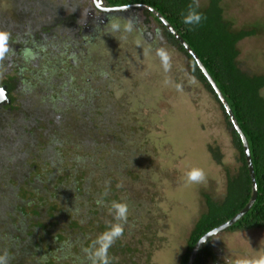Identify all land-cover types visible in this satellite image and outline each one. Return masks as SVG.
I'll list each match as a JSON object with an SVG mask.
<instances>
[{
    "label": "rangeland",
    "instance_id": "374dc122",
    "mask_svg": "<svg viewBox=\"0 0 264 264\" xmlns=\"http://www.w3.org/2000/svg\"><path fill=\"white\" fill-rule=\"evenodd\" d=\"M63 1L53 18L56 23L52 25H57L53 33L45 34L39 27L31 38V47L38 50L31 71L41 69L37 63L43 59L39 53L46 42L53 54L42 69H48V65L54 63L58 52L56 75H73L66 82L79 90L84 98L81 103L88 97L103 100L101 108L104 117L108 118L106 123L100 124V115L94 112L90 115L94 122L85 126L81 121L82 126L78 127L107 126L108 134L100 129L91 131L90 143L85 137L87 148L74 147L69 139L58 142V147L47 153L54 166L60 162L57 180H46L51 168L47 159L43 163L35 157L31 163H35V167L28 166L29 174L26 172L25 176L29 175L31 182L25 189H44L42 194H30L28 198L31 208L46 199L40 221L48 225L62 218L67 204L60 195L53 196L57 191L54 187L59 188L60 194L70 191V184L79 188L82 216H87L89 210L97 212V217L79 222L85 234L76 243H65L63 250L70 251V255L59 250L61 242H52L49 238L45 239L47 242H43L39 252L61 254L59 258L52 257L49 264H90L88 259H83L86 255L83 249L106 229L109 222H113L110 202L117 200L128 204L129 216L123 237L116 241L123 249L109 253L114 258L112 264H180L188 234L205 209V195L221 201L227 192L226 172L234 171L238 165L221 109L212 95L188 73L183 55L162 38L157 22L151 18L145 20L146 17L141 15L140 23L135 24L131 33H111L106 24L108 18L91 9V0ZM206 1L200 0V3ZM34 4L36 10L37 6H42L38 0H34ZM228 4L225 18L231 20L235 28L254 23L261 26L260 35L239 42L238 60L245 70L264 72V0H228ZM11 9L14 10L8 0H0V13L14 19L8 24L0 21V27L18 29L22 37L26 26L15 19ZM49 10L50 6L45 5L46 18L31 13L22 22L32 27L30 25L37 24L38 19L40 22L50 19ZM63 14L66 19H61ZM14 44L19 47L18 41ZM79 47L88 53L90 62L78 60ZM157 47H165L171 54L172 67L167 73L155 55ZM11 72L12 67L2 74ZM31 81L29 78L27 83ZM262 94L264 96V88ZM41 97L44 96L36 94L33 101L37 102ZM81 103L73 106L86 114L88 110ZM33 115L38 117L39 111L38 114L34 109L29 111L27 119L16 117H19V123L28 125V122L32 124ZM14 138L20 147L29 145L28 151L31 148V151L42 152L46 148V143L41 144L44 140L41 130L35 132V141L30 140L28 130H19ZM76 139L84 137L79 134L72 137V141ZM101 140V144L110 146L100 147ZM209 146L220 155L218 163ZM193 167L204 170L205 182H187L186 173ZM63 176L65 180L61 181ZM47 185L50 187L45 188ZM105 192L107 196L102 195ZM101 197L105 201L102 206L96 202ZM68 216L66 214L64 223L68 222ZM6 226H2L1 236L16 235L5 229ZM67 233L73 236L69 231ZM16 243L23 245L19 237L13 241ZM208 245L214 253L213 262L208 264H234L236 259L264 254V227L225 229L211 236ZM75 248L80 253L73 252ZM127 248L129 250L125 251ZM27 259L32 264L42 263L37 255Z\"/></svg>",
    "mask_w": 264,
    "mask_h": 264
},
{
    "label": "trees",
    "instance_id": "16d2710c",
    "mask_svg": "<svg viewBox=\"0 0 264 264\" xmlns=\"http://www.w3.org/2000/svg\"><path fill=\"white\" fill-rule=\"evenodd\" d=\"M38 1L42 6H37L36 10L34 0H12V6L14 8L12 10L13 16L24 27L26 26L25 34L22 37H20V31L18 29L0 27V30L10 32V44H12L11 47L15 53L0 64V85L4 84L7 86L8 97L10 99L9 103L0 106V230L3 225L7 224L5 229L12 230L16 234L7 233L5 236L0 235V254L5 251L7 252L10 257L9 264H32L27 259L30 255H37L38 260L42 261V263L39 262L37 264H49V262H52V257H61V254L56 252L49 254L39 252L43 242H47L45 239L48 238L52 242H61L59 243V250L70 255V251L65 252L63 250V247L66 245L65 243L68 241L76 243L78 238L85 234L82 231L84 227L79 222H86L92 217H97V212H93L92 210L88 211L87 216H82L80 212L81 206L79 204L81 198L77 193L79 188L75 187L76 184H70V191L61 192L60 194L59 188L54 187L57 191L53 196L60 195L61 200L67 204V211H64L62 218H60L61 223L60 219L49 222L48 225L46 222L40 221L46 199L43 198L41 202H38L37 206L35 205L31 208L28 198L30 194H42L44 189L40 187L38 189L33 187L32 191L25 189L27 184L31 182L29 175L25 176L26 172L29 174L28 166L29 168L31 166V169L35 167V163L31 164L35 160V157L40 158V161H44L43 163L46 162L44 159H47V165L51 168L48 171L49 175L46 180L51 181L53 178L57 180L59 170L61 169L60 162L57 166H54L51 162V156L47 153L54 148L56 149L58 142L62 139H69L74 147L87 148L86 144L88 143H86V139L91 141L89 135L91 131L100 129L106 135L108 134L107 126H98L96 124L94 128L78 127L82 126L80 124L81 121L85 123V126H89L94 122L95 119L90 116L94 112L100 115L98 121L102 125L106 123L108 118L106 116L104 117L101 108L103 104L102 99L98 101L95 98L88 97L84 103H81V99L84 98L79 94V90L70 87L66 82L67 78L73 77L72 74H67L66 76L56 75L57 58H59L58 52L56 53L54 63L48 65V69H42L45 61L48 62V58L52 57L53 54L52 50H49L48 47L42 48L39 54L43 56V59H39L37 63L41 69L31 71V68L34 66V59H26L25 53L26 51H30L36 54V51H38L31 47V38L36 34L37 28L39 27H41V31L45 32V34L48 33L50 35L53 33V28L57 26L52 25L56 23L53 18L59 13V8L64 2L63 0ZM102 1L103 5L109 7L127 6L131 4H146L151 6L173 26L198 56L226 99L239 127L247 139L257 184V196L254 203L227 230L233 231L264 227V96L262 94V89L264 88V72L245 70L238 60L239 42L250 36L260 35L262 30L259 23H254L243 28H235L231 20L225 18V14L229 11L228 0H207L205 4L200 3L198 11L203 13L206 19L201 24L194 26L192 30H189L192 26L183 23L181 16V12L187 11V6L191 3V0ZM47 2L48 4H46ZM45 5L50 6V10L48 11L51 12L50 17H48L50 19H44L42 22H40L41 19H38L35 22L37 24L30 25L32 27L23 24L22 21L27 19L26 15L31 13H36L46 18V14H44ZM141 15L146 17L145 20L151 18L159 24L162 38L167 40L175 50L183 55L188 73L191 77L199 82L217 101L223 114L232 145L236 151L235 160L238 165L234 171L226 172L227 192L224 198L221 201H216L210 195H205L204 203L206 210L204 209L191 228L187 238L186 250L181 256L180 264H186L191 250L201 236L232 218L247 204L251 196V181L239 135L233 128L229 117L225 113L221 102L206 77L192 56L179 43L175 36L147 9L134 8L125 11H114L107 16L108 22L106 24H109L114 19L115 22L118 21L123 25L126 23L127 18H132L135 24H139ZM23 16L25 17L21 19ZM66 18L63 14L61 19ZM10 20L14 19L0 13V21H6L8 24ZM16 41H18L19 47H16V44H14ZM76 57H80L78 59L80 62L83 60V62L85 60L86 62H90L88 53L85 54L83 49L79 50ZM11 67V73L2 74L5 72V69L9 70ZM29 78H32V81L27 83ZM36 94L38 96L43 95L44 97L34 102L33 96ZM25 96L29 100V105L27 102L26 106L19 105L23 104L21 100ZM86 102L88 103L86 104ZM76 103H81L88 112L86 114L79 112L78 108L73 106ZM25 107H27V110H24ZM33 109L35 114H38L39 111V116L35 117L33 115L32 124L30 122H28V125L19 123L20 120L18 118L27 119V113ZM31 114L33 113L31 112ZM80 114L83 116L81 117ZM15 119H18V123ZM19 130H28L30 140L33 139V141H35V132L41 130L42 138H48H46L45 150L42 152H34L31 151V148L28 151L29 145L20 147L19 142L15 141L14 138V134ZM66 132H69V135ZM78 134L84 137V139H76L77 141L75 142L72 141V137L76 138ZM101 142L102 140L99 142L100 147L110 146L109 144H101ZM21 149L22 151H20ZM210 149L214 153V160L218 163L220 155L217 154L215 148L210 147ZM121 155L122 153L119 154V156ZM105 162L109 165V160ZM118 165L116 164V166ZM62 180H65L64 176L61 178ZM44 187L49 188L50 186L47 185ZM50 209L53 210L54 208ZM29 212L31 215H29ZM66 214L69 215L67 218L68 222L64 223ZM49 227L52 228L48 230ZM67 231L73 236L69 235ZM18 237L21 238L23 245H20V243L13 244V241ZM13 245L14 248H12ZM122 249L123 246L121 243L116 242L110 248L109 253L115 254V251L120 252ZM127 250L129 248L125 249V251ZM75 251L79 252L76 248L73 252ZM57 254L59 256H55ZM62 256L67 257V255L63 254ZM208 258L213 259L214 253L211 251L208 242H206L198 250L193 264H206ZM83 259L87 260V256L84 255Z\"/></svg>",
    "mask_w": 264,
    "mask_h": 264
},
{
    "label": "clouds",
    "instance_id": "9594fccd",
    "mask_svg": "<svg viewBox=\"0 0 264 264\" xmlns=\"http://www.w3.org/2000/svg\"><path fill=\"white\" fill-rule=\"evenodd\" d=\"M133 5V4H131ZM200 8V0H191V3L187 6L186 12H181L182 21L185 25L192 26L189 30H192L194 26L201 24L206 19L203 13L198 11ZM135 27V21L132 18H127L126 23L123 25L120 22L110 21L108 24V30L111 33L123 32L131 33ZM11 34L7 30H0V64H2L10 55L15 54L11 44ZM82 44V43H81ZM79 49L77 52H79ZM155 55L159 58L163 70L167 73L172 67V57L169 50L165 47H157L155 49ZM25 58L34 59L35 54L30 51H26ZM60 58V57H59ZM179 87V85H177ZM187 182L193 184H201L205 182L206 175L201 168L193 167L186 173ZM107 192L103 193V196H107ZM98 205L105 203L101 197L97 199ZM110 209L112 210L113 222H109L106 229L99 233L91 243L83 249L90 264H112L113 257H110L109 250L121 239L124 235L125 225L128 223L129 206L126 202L113 200L110 202ZM203 241V239L201 240ZM10 257L7 252L0 254V264H9ZM234 264H264V254L254 257H244L236 259Z\"/></svg>",
    "mask_w": 264,
    "mask_h": 264
},
{
    "label": "water",
    "instance_id": "95a60500",
    "mask_svg": "<svg viewBox=\"0 0 264 264\" xmlns=\"http://www.w3.org/2000/svg\"><path fill=\"white\" fill-rule=\"evenodd\" d=\"M94 4L96 5V7L102 11H125L128 9H133V8H145L147 10H150L158 19L159 21L167 28V30H169L170 33H172L175 38L179 41V43L185 48V50L192 56V58L195 60L197 66L199 67V69L201 70V72L203 73V75L206 77L207 81L209 82V84L211 85L213 91L215 92L217 98L219 99V101L221 102L225 113L227 114V116L229 117V120L231 121V124L233 126V128L235 129V131L237 132V134L239 135L242 145H243V150H244V154H245V158H246V163H247V168H248V174H249V178L251 181V196L249 198V201L247 202V204L237 213L235 214L232 218H230L229 220L225 221L223 224H220L219 226L211 229L210 231L206 232L203 236H201V238H199V240L197 241V243L195 244V246L193 247V249L191 250L188 260L186 262V264H193L195 257L197 255L198 250L200 249L201 245L206 242L207 240L210 239L211 236H214L216 234H218L219 232H221L222 230L227 229L229 226H231L232 224H234L240 217H242L247 211L248 209L252 206V204L254 203L256 196H257V184H256V179H255V174H254V169H253V164L251 161V156H250V151H249V147H248V142L247 139L244 135V133L242 132L241 128L239 127L232 111L231 108L229 107L226 99L224 98V96L222 95V93L220 92L219 88L217 87V85L215 84V82L213 81V79L211 78V76L209 75V73L207 72L206 68L204 67V65L202 64V62L199 60L198 56L195 54V52L189 47V45L185 42V40L180 36L179 33H177V31L173 28V26L158 12L156 11L154 8H152L149 5H145V4H133V5H127V6H120V7H104L103 6V1L102 0H93ZM0 103H3V101L6 99L7 96V92L5 89V86H3V88L0 89ZM203 239V241H201Z\"/></svg>",
    "mask_w": 264,
    "mask_h": 264
},
{
    "label": "flooded vegetation",
    "instance_id": "af4514ba",
    "mask_svg": "<svg viewBox=\"0 0 264 264\" xmlns=\"http://www.w3.org/2000/svg\"><path fill=\"white\" fill-rule=\"evenodd\" d=\"M8 2L10 3V5L12 6L13 5V3H12V0H8ZM103 4V3H102ZM146 5V4H145ZM104 7H109V6H105V5H103ZM113 7H120V6H113ZM91 9L92 10H95V12H97V13H99V14H102V15H99V16H102V17H105V18H107V16L109 15V14H112L114 11H109V12H106V11H102V10H100V9H98L97 7H96V5L94 4V2H93V0H91ZM134 9V8H133ZM139 9V8H138ZM140 9H145V8H140ZM12 10V9H11ZM120 11V10H119ZM131 11H133V10H131ZM150 11V10H149ZM164 26V25H163ZM165 27V26H164ZM166 28V27H165ZM167 29V28H166ZM45 46H42L41 48H47L48 46H47V43L45 42ZM42 55L40 54V57H41ZM3 86H5V89H6V92H7V96H6V99L3 101V103H0V106L1 105H3V104H5V103H9L10 102V99H9V97H8V90H7V86L6 85H0V89L1 88H3ZM1 93V92H0ZM39 95H40V93H39ZM0 97H1V95H0ZM21 102H23V104H19V105H21V106H26L27 104L29 105V100H27V97L25 96L24 98H22V100H21ZM26 102H27V104H26ZM24 110H27V107H25L24 108ZM15 121L17 122L18 121V119H15ZM18 123V122H17ZM47 138V137H46ZM45 137L43 138L44 140H42V143L41 144H43V143H46V141H47V139H46ZM79 142V141H78ZM87 142L88 143H90V140H87ZM3 184H4V182H3ZM84 184H86V183H84ZM206 242H208V240L206 241ZM206 242H204V243H206ZM203 243V244H204ZM202 244V245H203ZM209 261H211V262H213L212 261V259H210V258H208L207 259V261H206V264H208V262Z\"/></svg>",
    "mask_w": 264,
    "mask_h": 264
},
{
    "label": "bare ground",
    "instance_id": "6f19581e",
    "mask_svg": "<svg viewBox=\"0 0 264 264\" xmlns=\"http://www.w3.org/2000/svg\"><path fill=\"white\" fill-rule=\"evenodd\" d=\"M202 246V245H201Z\"/></svg>",
    "mask_w": 264,
    "mask_h": 264
}]
</instances>
